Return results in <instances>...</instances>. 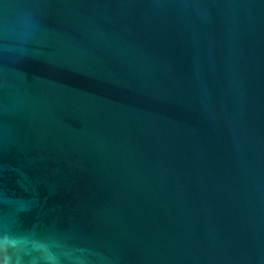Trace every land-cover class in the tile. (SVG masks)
<instances>
[{"label": "water", "instance_id": "1", "mask_svg": "<svg viewBox=\"0 0 264 264\" xmlns=\"http://www.w3.org/2000/svg\"><path fill=\"white\" fill-rule=\"evenodd\" d=\"M0 259L264 264V0H0Z\"/></svg>", "mask_w": 264, "mask_h": 264}, {"label": "clouds", "instance_id": "2", "mask_svg": "<svg viewBox=\"0 0 264 264\" xmlns=\"http://www.w3.org/2000/svg\"><path fill=\"white\" fill-rule=\"evenodd\" d=\"M0 264H9L8 259H0Z\"/></svg>", "mask_w": 264, "mask_h": 264}]
</instances>
